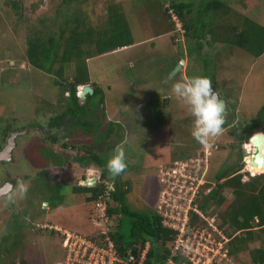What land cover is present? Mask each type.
<instances>
[{"label":"rangeland","instance_id":"rangeland-1","mask_svg":"<svg viewBox=\"0 0 264 264\" xmlns=\"http://www.w3.org/2000/svg\"><path fill=\"white\" fill-rule=\"evenodd\" d=\"M20 1L15 10L7 0H0V150L7 146L11 132L27 129L15 137L11 159L0 160V185L12 183L9 192L0 195V224H3L0 225V264H66L67 252L60 233L48 227H35L34 230L33 223H39L41 219L81 234L98 232L100 225L96 222L95 204L87 200L88 194L74 192V188L80 179L91 177H97L96 183L107 186L112 184L114 175L106 166L105 177H102L92 157L82 150H74L75 147H92L105 162L113 154L110 149L115 145L116 150L125 152L126 169L116 178L128 182L127 200L133 209L152 210L165 219L180 212L181 217L195 191L194 202L207 204V214L214 217L215 224L230 236H248V231L236 230L227 213L233 203L241 201L235 191L244 189L249 195L258 178H252L257 171L248 170L246 145L233 131L240 132L264 105V53L255 59L238 46L212 40L208 30L213 22L217 26V36L231 23L226 16L215 21L212 14L214 21L207 23L200 33L206 39L203 49L209 53H205L203 60L196 52L194 57L188 55L193 36L176 14L174 19L173 15L164 12L163 0ZM186 1L199 5L204 0ZM225 1L237 12L264 24V0ZM110 4L119 6L123 12L133 44L87 58L88 84L100 86L103 102L98 101V94L93 98V110L77 119L65 116V128L47 129L50 118L67 110V93L60 90L55 74L39 70L28 62L27 48L32 42L48 40L52 36L59 39L65 21L72 20L74 15L86 18L93 27L102 30L106 26ZM169 4L167 1L166 5ZM198 13L199 9L195 8L188 14V23L191 20V25L195 20L208 22ZM194 14L198 15L192 16ZM174 32L175 35L170 37ZM69 34L70 31L66 36ZM59 46L56 68L70 75L75 66L71 61L60 63L62 49ZM181 58H185V64H180ZM175 69L181 71L180 76L175 73L177 79L195 75L209 77L213 88L226 103L225 120L229 119L231 123L222 125V131L210 137L206 145L191 135L193 118L188 120V127L185 126L184 120L191 114L186 103L172 90L170 77ZM163 99L167 100L163 102ZM83 121H89L90 125ZM116 121L120 122L117 126ZM38 125L60 137L59 144H51L43 134L44 129L42 132L36 128ZM258 131L264 133V123ZM67 164L72 170L69 167V171L60 176L65 182L60 188L61 193L64 192L65 206L59 208L60 202L52 196L48 199L50 209L44 208L42 201H46L50 193L41 191V183L33 188L32 181L35 178L40 179L35 182L42 181L41 177L48 172L44 166L53 165L52 172L57 174L59 167ZM230 167L239 168L241 182L248 183L247 187L237 181L232 186H221L223 183L216 179L217 173ZM212 188L217 189L216 200L222 198V202L204 200ZM52 194L55 193L52 191ZM28 201L33 205L30 206ZM28 212H32L29 223L13 219L22 218V214ZM110 215L114 224L121 218L120 230L130 236L134 218L120 213ZM17 220L23 223L21 235L15 238L16 243L7 244L2 239ZM256 222L257 219L251 229L254 238L241 243L242 249L233 253L238 264H253L250 250L264 246V226H256ZM9 239L11 241V237ZM237 244L240 242L233 243ZM7 248L12 252H7Z\"/></svg>","mask_w":264,"mask_h":264},{"label":"trees","instance_id":"trees-1","mask_svg":"<svg viewBox=\"0 0 264 264\" xmlns=\"http://www.w3.org/2000/svg\"><path fill=\"white\" fill-rule=\"evenodd\" d=\"M75 0H64V2H70ZM165 3L166 11L169 15H172V10L179 20L183 23V27L189 30L193 36V43L189 42V54L192 55L196 52V56L203 60L206 52L203 49L205 39L203 37L202 31L205 30L207 23H210L214 14L215 21H220L223 17H229L231 22L225 29H223L219 36L216 31V23L213 22L212 27L208 30L211 34V39L214 41L221 40L226 45H235L244 49L245 51L251 53V55L256 59L264 53V24L256 22L257 20L251 18L247 14H241L235 9L231 8L225 0H204L200 4H194L192 1L186 0H163ZM170 1L169 5L166 2ZM13 9L18 8L17 0H7ZM197 6V7H196ZM245 6V5H244ZM199 9L200 16H204L208 22L200 23L197 20H193L194 23H188L187 15L190 14L194 9ZM108 14L106 19V26L102 30L93 27L86 18L74 15L72 20L65 21V27L61 29V36L59 39L57 37H50L48 40L35 41L30 43L27 60L35 68L42 70L49 74H55L58 78L56 83L59 85L62 93H67V111L71 119H77L81 114L93 110L95 102L93 101L94 96L99 94V102H103L104 97L100 86L92 84L93 93L87 94L86 102L80 103L77 96V86L82 84H88L90 81L88 67L86 64V59L102 53H106L115 50L119 47H124L133 44V39L130 37V28L126 20L122 17L123 13L119 6L110 4L108 6ZM197 14V15H198ZM203 14V15H202ZM196 14L192 16H197ZM175 22V21H174ZM200 23V25L198 24ZM175 24V23H174ZM176 27V25H174ZM190 29H192L190 31ZM70 34L66 36L67 32ZM175 31V30H174ZM196 38V40H195ZM61 40L62 42H60ZM206 40V39H205ZM204 40V41H205ZM174 42V38H172ZM209 41H206L208 43ZM62 43V44H60ZM175 43V42H174ZM210 44V43H209ZM60 45V46H59ZM62 49L60 63L64 64L71 61L74 64L73 72L70 75H65V72L60 68H56L57 63V50ZM194 57V56H193ZM64 66V65H63ZM71 78V79H70ZM101 94V95H100ZM167 99H163L165 102ZM193 117L188 116L185 119V126L188 127V120ZM58 117L52 118L51 125L58 122ZM183 122V121H182ZM84 124L90 125L89 121H83ZM231 123L229 119H226L224 126ZM264 123V105L257 111V115L252 121L244 125L240 132L233 131L240 142L249 140L250 135L260 128V124ZM112 127L109 128V133L112 132ZM250 142V141H249ZM89 154L92 155L93 161L98 164L102 170V176L105 177L106 173V162L102 160L100 156L95 153V150L89 149ZM242 157V154H241ZM126 169V168H125ZM124 169V170H125ZM239 168L232 169L223 168L217 173L216 178L225 177L226 180L221 185L232 186L234 181H237L242 186L247 187L248 183H242L241 173H237ZM264 170V168H263ZM263 170L257 171L259 173ZM234 173H237L234 175ZM254 173V174H256ZM117 176V175H116ZM252 178L257 180L256 187L249 195L244 193V189H238L235 191L237 198H241V201L232 204L231 210L227 213L229 221L236 228V230L248 231V236H234L229 243L231 253H237L241 250V243H246L247 240L253 239L251 234V229H253V221L257 219L256 226H264V172L253 175ZM116 180V188L113 191L114 203L108 209L109 214H125L132 216L133 222L131 227L130 236L125 235L121 230L120 221L116 225V228L112 229V237L116 242L120 252H125L128 249L136 250L137 240L144 242L145 240H150L152 243L151 252L152 254H157L167 248L166 245L168 241L172 240L176 234V231L169 228L163 223V216L158 212L152 210H136L133 209L127 200V194L130 191L124 180ZM250 186V184H249ZM248 186V187H249ZM104 190V185L96 186H84L77 185L74 188L76 192H84L88 194L87 200L93 201L99 192ZM217 189L212 188L208 194H206L204 200L213 199L215 201H223L222 198L216 200ZM116 204V205H115ZM200 207L205 210L207 209V204L203 201ZM195 215V213H194ZM196 216V215H195ZM121 220V218H120ZM240 242L238 245H233V243ZM164 255V254H163ZM165 256V255H164ZM250 256L252 263L264 264V246L253 248L250 250ZM154 262V261H153Z\"/></svg>","mask_w":264,"mask_h":264},{"label":"built area","instance_id":"built-area-1","mask_svg":"<svg viewBox=\"0 0 264 264\" xmlns=\"http://www.w3.org/2000/svg\"><path fill=\"white\" fill-rule=\"evenodd\" d=\"M170 11L174 18L175 13ZM114 190L113 182L104 185V190L94 202L96 222L100 225L98 232H65L63 245L67 252L66 264H238L229 247L234 236L215 224L214 217L207 214V209L203 210L194 202L195 191L181 217L180 212L177 217L172 213V220L163 216V223L176 231L164 251L161 249V252L153 255L152 243L145 240L140 245L135 244L136 250L130 248L120 252L112 237L113 216L108 211L114 203Z\"/></svg>","mask_w":264,"mask_h":264},{"label":"clouds","instance_id":"clouds-1","mask_svg":"<svg viewBox=\"0 0 264 264\" xmlns=\"http://www.w3.org/2000/svg\"><path fill=\"white\" fill-rule=\"evenodd\" d=\"M28 50L29 48H27V56ZM184 59L185 58L180 59V64H183L182 60L183 62H185ZM170 79L172 80L173 92L186 103V105L188 106V111L193 117V127L191 129L192 137L201 144H208L210 137H214L222 131V125L225 122L226 113V103L224 99L221 98L219 92L213 88L212 81L207 76L195 75L187 79H184L182 77L179 79L175 77H170ZM84 85L86 84L77 86L78 96L82 94V90H79L80 87H82L83 89ZM255 132H253L252 134H254ZM252 134L250 135V137L252 136ZM250 137L249 140L243 142V145L250 141ZM106 166L109 172L114 176L122 173V171L126 168L125 152L123 150H115L111 157L107 160ZM237 173H239V169ZM237 173H234V175ZM80 184L84 185L83 183ZM97 184L98 183H96L95 185L84 186L90 187L96 186ZM88 194L90 195V193ZM96 199L97 197L92 202L94 203ZM115 227L116 225L114 224L112 226V229H114ZM51 229H53L55 232L57 231L60 233L62 242L64 240L65 232L73 231L72 229L67 230L65 227L62 226H52ZM138 242H140V240H137V243Z\"/></svg>","mask_w":264,"mask_h":264},{"label":"flooded vegetation","instance_id":"flooded-vegetation-1","mask_svg":"<svg viewBox=\"0 0 264 264\" xmlns=\"http://www.w3.org/2000/svg\"><path fill=\"white\" fill-rule=\"evenodd\" d=\"M17 2H18V7H19V3L21 2L20 0H17ZM13 9V8H12ZM15 10H18V8L17 9H15ZM67 94H68V92H67ZM66 94V95H67ZM88 94V93H87ZM78 96V95H77ZM87 96V95H86ZM78 99H79V102L82 104V103H85L86 102V97L83 99L82 98V95H80V96H78ZM95 105V104H94ZM94 107V106H93ZM67 111V110H66ZM66 111L65 112H62L61 114H59V115H57V116H54L53 118H55V117H58V122H55L53 125H51V120H52V118H50V120H49V125H48V128L47 129H52V128H55V127H58V128H65L66 127V124L64 125V123H63V118L65 117V116H67L68 114H66ZM85 114V113H84ZM69 116V115H68ZM71 118V117H70ZM66 120H67V118H66ZM69 120V119H68ZM116 123V126L117 125H119L120 124V122H118V121H116L115 122ZM79 124V123H78ZM77 124V125H78ZM36 128L38 129L39 128V130H41L42 132H43V129L44 128H42L41 126H36ZM34 129V128H33ZM46 129V130H47ZM34 130H36V129H34ZM45 129H44V133L43 134H45V137H46V139L51 143V144H56V145H58L59 144V142H60V137H58L56 134H54V135H52V134H50L49 132H48V130L46 131ZM40 131V132H41ZM24 132H27V129L25 130V131H19V130H16V131H13V132H11V136H10V141H11V137H12V135H14L15 133H18L16 136H18L19 134H21V133H24ZM15 136V137H16ZM9 140H8V142H9ZM13 142H15V139H13L12 140ZM11 141V143H13ZM10 143V142H9ZM8 143V144H9ZM31 143H33V142H31ZM66 144V143H65ZM15 145V144H14ZM67 145V144H66ZM64 146V145H63ZM72 146V145H71ZM116 148V145L114 146V148H112V149H110L111 151L110 152H112V153H114V151L116 150L115 149ZM89 149H93L92 147H87V146H85L84 147V149H82V148H80V147H75V149L74 150H79V151H84V152H87V154L89 155V156H92V155H90L89 154V152H88V150ZM115 149V150H114ZM94 150V149H93ZM248 150V149H247ZM11 153H12V151H11ZM248 153V152H247ZM250 155V154H249ZM53 164V163H52ZM98 165V164H97ZM66 166H68V167H66ZM66 166H64V167H59V170H60V172H58L57 174H55V173H53L52 172V170H53V165H51V166H44V167H47V169H48V172H46L45 173V175L43 176V177H41V180L42 181H39V182H35L34 180L36 179V180H40L39 178H35L33 181H32V183H33V188H35L36 187V184L38 183L39 185H40V183H41V186H42V189H41V191L43 190V192H45L46 190H48V192L50 193L48 196L49 197H47V200L46 201H42V205H43V207L44 208H47V209H50V203H49V201H48V199H50L52 196L54 197V198H56V200H58V199H60L61 198V201L59 200L58 202H60V205H59V208H62L63 206H65L64 204H65V196H63L64 195V192L63 193H61V190H60V188H62V186H63V183H65L63 180H61L62 178L60 177V176H62L64 173H67V171H69L68 170V168L70 167L71 168V170H72V166L71 165H66ZM100 168V167H99ZM101 170V169H100ZM102 171V170H101ZM101 175H102V172H101ZM87 176H88V174H87ZM53 177V178H52ZM103 177V176H102ZM117 176H114V180H113V185H114V189L116 188V185H115V183H116V180L115 179H117L118 180V178H116ZM87 178V177H86ZM57 179H59V180H57ZM217 179V178H216ZM224 179V180H223ZM81 180H84V179H80V181ZM86 180V179H85ZM218 180V179H217ZM226 180V178L225 177H223V178H220L219 180H218V182L219 183H224V181ZM79 181V185H81L80 182ZM223 181V182H222ZM11 186H12V183L11 182H7V183H5V184H3L2 186L0 185V189L1 188H5L4 189V191L2 192V194H6V193H8L9 192V189L11 188ZM128 186V185H127ZM128 188H129V186H128ZM52 191L55 193V194H52ZM75 192V191H74ZM2 194H0V195H2ZM29 198V197H28ZM28 203H29V205L30 206H32L33 204L32 203H30L29 201H28ZM46 204L48 205V206H46ZM53 204V203H52ZM33 208H31L30 210H32ZM28 214V215H27ZM26 215L25 214H22V218H19V216L18 217H16V218H13V219H21V221H23V223H29L30 221H31V218L29 217V214H32V212H28ZM122 215V214H121ZM17 220V223L15 224V223H12L11 225H10V228H11V231L10 232H7L5 235H4V238L2 239V241H4V242H8L7 244H9L10 242H12L13 244H14V242L16 243L17 241H16V237H18L19 236V234H20V230L22 231L23 229H21L22 228V225H23V223H19V221ZM42 221V219H41V221L39 222V223H33V227H34V230L36 229L35 227H37V229H41L40 227H48L49 229L50 228H52V226H61V225H58V224H54V223H52V222H43ZM0 225H3V224H0ZM23 233V232H22ZM24 234V233H23ZM21 235V234H20ZM9 237H11V241H10V239H9ZM9 239V240H8ZM8 240V241H7ZM18 241L20 242V240L18 239ZM21 241L22 242H24L25 241V239L24 238H22L21 239ZM7 252H12L11 251V249L10 248H7ZM8 257H10V255L8 254L7 255ZM13 262V261H12ZM14 263V262H13ZM255 264H258V263H255Z\"/></svg>","mask_w":264,"mask_h":264},{"label":"water","instance_id":"water-1","mask_svg":"<svg viewBox=\"0 0 264 264\" xmlns=\"http://www.w3.org/2000/svg\"><path fill=\"white\" fill-rule=\"evenodd\" d=\"M183 62V60H182ZM92 94L93 93V88L89 85L86 84L83 86L82 89V98L84 99L86 97V94ZM18 133H15L14 135H12L11 137V141L13 139H15V136ZM11 141L9 140V144L3 148L2 150H0V159H11L12 157V148L15 144V142L11 143ZM250 141L252 143L255 144V151L252 154V163L263 168L264 167V133L261 131H257L254 134H252V136L250 137ZM97 181L96 177H91V178H87L86 180L82 181L81 183H83L84 185H95ZM5 188H1L0 189V194H2V192L4 191Z\"/></svg>","mask_w":264,"mask_h":264},{"label":"bare ground","instance_id":"bare-ground-1","mask_svg":"<svg viewBox=\"0 0 264 264\" xmlns=\"http://www.w3.org/2000/svg\"><path fill=\"white\" fill-rule=\"evenodd\" d=\"M82 88V87H81ZM246 148L248 149V154L252 155L255 151V144L252 142L245 143ZM250 155H247V163H248V170H250L252 173L261 170V167L255 165L252 163V157ZM264 168V167H263Z\"/></svg>","mask_w":264,"mask_h":264},{"label":"crops","instance_id":"crops-1","mask_svg":"<svg viewBox=\"0 0 264 264\" xmlns=\"http://www.w3.org/2000/svg\"><path fill=\"white\" fill-rule=\"evenodd\" d=\"M166 32V31H165ZM169 33V32H168ZM162 34H164V32L163 33H160L158 36H161ZM170 34V33H169ZM174 36V34L172 33L171 34V36L170 37H173ZM112 51H114V50H112ZM108 54H110V53H108ZM183 64H185V62H182ZM185 67V66H184ZM175 73L177 74V75H181V71H179V70H177V69H175L174 70V73L172 74V77H175ZM60 201H61V198L59 199ZM79 217H80V213L79 214H77ZM118 222H120V220L118 221Z\"/></svg>","mask_w":264,"mask_h":264}]
</instances>
